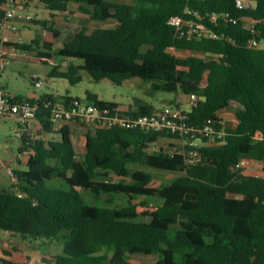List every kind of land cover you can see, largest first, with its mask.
<instances>
[{
  "label": "trees",
  "instance_id": "1",
  "mask_svg": "<svg viewBox=\"0 0 264 264\" xmlns=\"http://www.w3.org/2000/svg\"><path fill=\"white\" fill-rule=\"evenodd\" d=\"M26 1L42 4L51 15L69 12L77 3L93 20L116 23L93 31L83 27L57 46L61 30L52 19H40L42 41L6 42L17 51L43 49L40 57L69 61L66 70L54 65L50 77L72 86L82 82L84 72L94 83L122 86L139 80L156 92L197 96V105L187 111L188 125L195 129L209 120L220 129V115L228 112L239 123L218 144H206L197 134L204 142L197 147L202 162L189 166L182 153L148 151L161 133L77 122L54 131L52 105L78 99L68 93L12 96L35 105L41 132L33 137L25 132L18 145L19 154L28 155L27 168L15 170L19 184L0 181V230L25 240L63 241V253L50 264H132L128 255L136 254H158L157 264H264V179L243 172L264 163V49L249 46L252 37L264 39V0H250L253 4L242 9L235 0ZM173 16L202 21L220 38L188 40L169 24ZM242 17L259 22L257 34L243 28ZM169 47L219 59L177 57ZM86 99L134 116L155 110L104 101L90 91ZM78 137L84 143H77ZM133 166L180 176L156 186L149 172ZM82 191L95 203H86ZM119 199L122 205L116 204Z\"/></svg>",
  "mask_w": 264,
  "mask_h": 264
},
{
  "label": "built area",
  "instance_id": "2",
  "mask_svg": "<svg viewBox=\"0 0 264 264\" xmlns=\"http://www.w3.org/2000/svg\"><path fill=\"white\" fill-rule=\"evenodd\" d=\"M236 6L239 9L251 6L253 3L250 0H235ZM0 32L18 33L19 26L16 20L22 18L26 21L32 19L29 13L28 2L26 0H1L0 4ZM216 20V17H213ZM245 30L252 34H257L258 21L250 17H242L240 19ZM169 24L176 28L177 32L188 40L203 41L206 39H218L220 36L202 21L195 22L187 20L183 16H173ZM232 41V40H231ZM264 39L259 40L258 37H252L249 46L253 48H262ZM168 51L177 57L196 56L206 60H218L219 56L212 54H203L187 50H177L169 47ZM11 52H17L15 48H9L6 41H0V75L6 70L12 57ZM37 87L42 86V82L38 77L33 76ZM191 107H195L199 98L195 95L188 96ZM14 116L18 121V129L16 130V137L23 138L24 133L28 131L33 122L36 120V107L28 101L15 102L12 96L0 86V117ZM233 117V126H228L226 121L222 119L220 129H217L211 120H209L202 129H195L188 125L187 111L181 108H163L155 109L147 115L134 116L114 110L112 108H103L90 103L86 98H78L72 100L68 105L63 103H56L52 105L50 112V121L54 131H59L67 124L83 123L89 126L106 128V129H125V130H142L145 132L164 134L158 141L151 143L148 148L149 152L164 149L169 153H182L185 157L186 164L189 166H196L202 162V154L197 149L204 145V142L198 138V135L207 139L209 145L218 144L227 134L228 128H236L239 121L235 115ZM198 134V135H197ZM164 143L178 144L179 146L170 147L169 149L163 146ZM2 143L0 142V147ZM192 146L193 148H188ZM178 148H182L178 150ZM0 168L7 171L11 184L17 186L19 184V177L14 166H9L8 163L0 159ZM246 175H253L264 179V163L258 162L252 168H247L243 171ZM2 264V263H1Z\"/></svg>",
  "mask_w": 264,
  "mask_h": 264
},
{
  "label": "rangeland",
  "instance_id": "3",
  "mask_svg": "<svg viewBox=\"0 0 264 264\" xmlns=\"http://www.w3.org/2000/svg\"><path fill=\"white\" fill-rule=\"evenodd\" d=\"M28 9L29 13L32 15V19L28 21L29 25L27 27L22 26V24L19 25L21 28V34L25 35V37H23L24 41H17V43H30L33 40L42 41L41 38H43L40 35L43 31V28L42 26L37 25L36 21L40 20L39 17L44 14L45 8L40 3L35 2L28 5ZM49 19L52 18L50 17ZM10 43L11 42H9V44ZM9 44L7 46L11 48L12 45ZM262 45H264V42ZM148 49V46H144L142 48V52H146ZM40 51L45 52L43 49H39V51L34 52H11L13 54L10 59V63L6 70L0 75V86H2L8 94L16 96H41L47 93L65 95L69 91L70 94L78 95L84 98L86 96V92L90 91L97 93L100 98L107 101H117L123 104H134L137 101V103H148L157 109H162L165 107V104H168L166 100H170L171 102H169V104L171 105L166 106L165 108H174V105L179 102L183 110H191L190 100H187L188 103H185L184 96L182 94L176 95L174 93L166 92L151 93L150 88L146 86V84L141 83L139 80H132L122 86L113 85L110 82L94 83L87 78L88 74L84 72L82 82L78 85L72 86L66 79L52 78L49 76V73L52 71L54 65H60L63 69L69 65V61L63 60V58L56 56H53L52 58L40 57L38 54ZM44 61L47 63H44ZM33 76L38 77V80L42 82L41 87H37L35 85L34 81L32 80ZM232 117L233 116L231 112L223 113V119L226 121L228 126L234 125ZM17 129L18 121L16 117H0V142L2 143V146L0 147V153H7V157L10 156L7 151V146L12 147L14 152H17V156L24 155L19 154L18 152L20 139H18L15 135ZM33 134L34 136H37L38 133L35 135L33 132ZM29 135H32V133H29ZM45 139L58 140L59 136L56 134H51L46 136ZM78 142L84 143V138L79 139ZM173 145L179 146L176 143H173ZM163 146L167 147L168 149L171 147L170 143H164ZM15 159L19 160L18 157H15ZM5 161L8 162V159ZM8 165L10 166V164ZM15 168L21 170L18 167ZM26 168V166H23V169ZM133 168L149 172L153 176L152 184L156 186H162L163 184L180 176L178 173L144 166H133ZM0 179L3 184L9 187L12 185L7 171L2 168H0ZM82 193L86 203H95L94 198L89 193L85 191H82ZM150 201L154 204L159 203V201L155 199H151ZM123 203L124 201L122 199H119L116 202L117 205H122ZM0 235L4 236V231L0 230ZM33 241L36 244L35 247H41L44 253L51 254L52 256L62 254L65 248L63 241H50L42 238ZM16 250L21 252L19 248ZM159 260L160 256L158 254L128 255V261L132 264H157ZM1 263L2 262L0 261V264Z\"/></svg>",
  "mask_w": 264,
  "mask_h": 264
},
{
  "label": "crops",
  "instance_id": "4",
  "mask_svg": "<svg viewBox=\"0 0 264 264\" xmlns=\"http://www.w3.org/2000/svg\"><path fill=\"white\" fill-rule=\"evenodd\" d=\"M111 1L117 2V0H111ZM118 2L131 3V0H120ZM32 3H35V2H31V3H29V5ZM78 8H79V4L71 3L69 6V9H70L69 12L54 13V15H51L50 11H48L45 8L44 14H42L39 17L40 19H43V20L49 19L51 17L53 19L56 27L61 30L62 34H61V37H60V40H59L57 46L70 42L74 38L76 32L83 27H87L90 29V31H93L97 28H111V27H114L116 24L112 20L106 21V22L93 20L89 15H85V14L80 13L78 11ZM88 8H91V7H88ZM16 22H17L18 26L22 24V26L27 27L29 25L28 21H26L25 19H22V18L16 20ZM20 30H21V28L19 26V32L18 33L3 34L2 32H0V41L2 39H4L7 43H9V42L15 43L17 41H24L23 37H25V35L21 34ZM40 35L43 37V38H41L43 40L44 35H45L44 30L42 31V33ZM66 69H67V67L63 68L62 70H66ZM83 75L84 74H82V76ZM87 78L90 79L89 74H88ZM129 82H127V83H129ZM150 92L154 93L156 91H153L150 89ZM68 94L72 97L83 98V97H80L78 95L70 94L69 91H68ZM46 95H56V94L47 93ZM11 96H16V95H11ZM183 96H184V100H185L184 102L188 103L187 100H189V97L185 96V95H183ZM28 97L39 98L40 96L29 95ZM98 97H99V99L103 100L102 98H100L99 95H98ZM84 98H86V96ZM104 101H107V100H104ZM166 101L168 102V104H165V107L171 105V104H169V102H171L170 100H166ZM109 102H115L117 104H123V103H120L117 101H109ZM132 105L152 106V105H149L148 103H137V101H136V103H134ZM165 107H163V108H165ZM174 107L182 109V106L179 102L176 105H174ZM154 109H157V108L154 107ZM191 109H192V107H191ZM232 115H234V114H232ZM220 117L223 118V114H221ZM33 132L35 133V135L38 133L37 136H39V134L41 132L40 127L38 125V121L33 122L31 127L28 129V133H32V135H31L32 137L34 136ZM46 136L47 135L42 134V137H46ZM79 139H82V137L76 138L77 143H79L78 142ZM79 144H82V143H79ZM7 151H8L10 156L7 157V153L1 152L0 153V159L4 162L10 164L11 166H15V167H18L19 169L23 170V166H26V162L28 159L27 153L24 154L23 156H17V154H16L17 152L15 153L13 148L10 146H7ZM15 157H18L19 160L15 159ZM7 159H8V162L5 161ZM0 181H1V179H0ZM35 245L36 244L34 241L25 240L17 234H13L11 232L4 231V236L0 235V260H5L8 262H12V263H20V264H23V263L50 264V263H52L54 256H52L51 254H48V253H44L43 250L41 249V247L38 248V247H35ZM15 248L16 249L19 248L21 250V252H19Z\"/></svg>",
  "mask_w": 264,
  "mask_h": 264
}]
</instances>
